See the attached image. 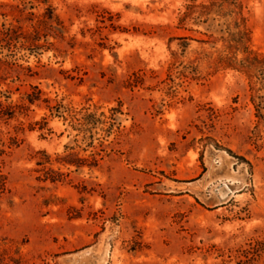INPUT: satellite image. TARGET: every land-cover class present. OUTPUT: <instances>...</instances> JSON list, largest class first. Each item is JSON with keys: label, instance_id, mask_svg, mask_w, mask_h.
I'll return each mask as SVG.
<instances>
[{"label": "rangeland", "instance_id": "374dc122", "mask_svg": "<svg viewBox=\"0 0 264 264\" xmlns=\"http://www.w3.org/2000/svg\"><path fill=\"white\" fill-rule=\"evenodd\" d=\"M0 264H264V0H0Z\"/></svg>", "mask_w": 264, "mask_h": 264}, {"label": "trees", "instance_id": "16d2710c", "mask_svg": "<svg viewBox=\"0 0 264 264\" xmlns=\"http://www.w3.org/2000/svg\"><path fill=\"white\" fill-rule=\"evenodd\" d=\"M4 179L0 176V195H1V193L3 192V190H4Z\"/></svg>", "mask_w": 264, "mask_h": 264}]
</instances>
